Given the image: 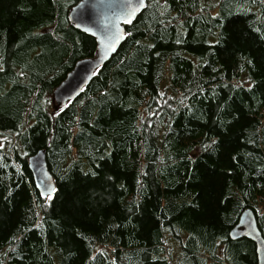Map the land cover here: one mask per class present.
<instances>
[{"label": "trees", "instance_id": "obj_1", "mask_svg": "<svg viewBox=\"0 0 264 264\" xmlns=\"http://www.w3.org/2000/svg\"><path fill=\"white\" fill-rule=\"evenodd\" d=\"M79 1L0 0V264H257L229 233L251 209L264 237V0H145L59 106L96 54Z\"/></svg>", "mask_w": 264, "mask_h": 264}, {"label": "water", "instance_id": "obj_2", "mask_svg": "<svg viewBox=\"0 0 264 264\" xmlns=\"http://www.w3.org/2000/svg\"><path fill=\"white\" fill-rule=\"evenodd\" d=\"M145 8V0H80L69 12L71 24L95 38L96 54L78 60L64 80L53 90L52 97L59 106L77 97L94 73L117 52L125 39V25L130 24ZM34 186L41 197L53 194L55 184L50 173L45 150L27 159ZM229 237H245L255 244L257 264H264V237L251 209H245Z\"/></svg>", "mask_w": 264, "mask_h": 264}]
</instances>
